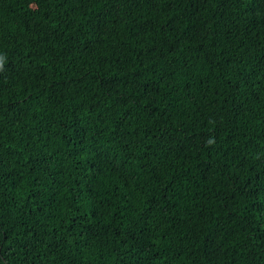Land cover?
<instances>
[{"label":"trees","instance_id":"1","mask_svg":"<svg viewBox=\"0 0 264 264\" xmlns=\"http://www.w3.org/2000/svg\"><path fill=\"white\" fill-rule=\"evenodd\" d=\"M0 264H264V0H0Z\"/></svg>","mask_w":264,"mask_h":264}]
</instances>
